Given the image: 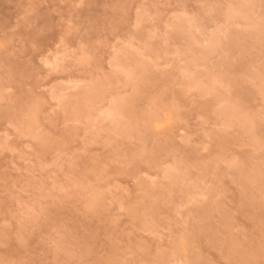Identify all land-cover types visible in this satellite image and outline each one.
Here are the masks:
<instances>
[{
  "label": "rangeland",
  "instance_id": "obj_1",
  "mask_svg": "<svg viewBox=\"0 0 264 264\" xmlns=\"http://www.w3.org/2000/svg\"><path fill=\"white\" fill-rule=\"evenodd\" d=\"M0 264H264V0H0Z\"/></svg>",
  "mask_w": 264,
  "mask_h": 264
}]
</instances>
